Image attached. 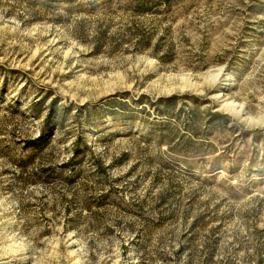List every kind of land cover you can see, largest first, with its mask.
I'll return each mask as SVG.
<instances>
[{
	"label": "rangeland",
	"instance_id": "rangeland-1",
	"mask_svg": "<svg viewBox=\"0 0 264 264\" xmlns=\"http://www.w3.org/2000/svg\"><path fill=\"white\" fill-rule=\"evenodd\" d=\"M0 264H264V0H0Z\"/></svg>",
	"mask_w": 264,
	"mask_h": 264
}]
</instances>
